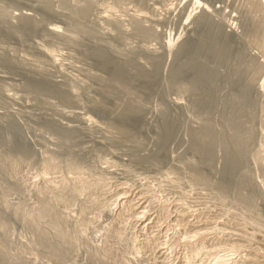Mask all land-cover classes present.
<instances>
[{
    "label": "rangeland",
    "instance_id": "obj_1",
    "mask_svg": "<svg viewBox=\"0 0 264 264\" xmlns=\"http://www.w3.org/2000/svg\"><path fill=\"white\" fill-rule=\"evenodd\" d=\"M45 3L47 4V2H45V1L43 2L42 0H0V7L7 8V10L9 11V15L11 17V18L9 17L10 21L12 20V24L17 25L18 24V18L21 15H28L42 25V26L40 25L41 31H40V29H38L37 31H34L33 35L31 34L32 37L30 35L29 36L27 35V37L19 36V37H17L19 39H15L16 37H14V39H11L10 41H9L10 38L9 39H7V38L2 39V37H0L1 38L0 39V56L6 57V54H9V55H7V58H9L11 56L9 59L12 60V57H13V59H15V61L13 60L14 63L17 61L16 65L14 63H13V65H5L0 61V71H1L0 76L2 75L0 77V171L1 172L5 171L2 173L0 172V257L3 256L5 258V260L10 261L11 264H141V263L142 264H147V263L148 264H181V263L185 264L184 263L185 256L187 254H190L191 251L194 250V247H195V246H192V247L181 246V241L185 237L184 236L186 234L185 232H187L188 228L190 229V227H191L190 225H192V224L196 225L202 221L199 224L206 223L207 225H210L209 228L211 227L213 229L214 226H212L210 224L211 221L212 222L220 221V220L226 221L227 216L225 215V217H224L219 212L220 209L217 206L218 204L216 205V202L213 200L212 197L209 198L212 195H208V193H206L203 186L198 185V184L196 185L195 183L191 182V180H188V177H187L188 173L185 171L186 167L183 164V162H185L184 161L185 158H186V160L192 158L191 153H189V155H191V157H189V156L186 157V155H188V151L190 152V149L188 150V148H190L188 144H190V142H191L190 133H191L192 129L194 130V129H196L197 126H200L199 124H200V122H202L201 119L203 120V117H202L203 114L200 111L195 110L193 97H192L190 92L185 91L184 92L185 95H184V93H179L177 91L175 92V89L172 87L171 82L169 83V80H170L169 78L171 77L170 76L171 72H172L174 66H177L176 63L179 65V64H182L186 60L185 55H181V57H180L178 54L180 46L188 40H197L199 37H201V35L204 32L205 21H204L203 17H201L202 15H204L203 13H207L211 17L212 21L215 22L216 25H219L223 29L224 34L227 36V38H229L228 40L231 43L229 57L226 61L221 60L220 57L214 53H212V54H201L200 53V55L197 54L199 59L202 61V64L204 67H206L209 70H216L220 74L219 75L220 78L218 79V81H219L218 84H220V86L221 85L222 86L221 87L219 86L218 91H220V92H217L216 103H215L214 109L212 110V113H211V118H214V116H215V120L214 119L213 120H214L215 126L217 124L216 128L218 130H220L221 127H223L225 125V119L223 118V116L225 115L224 113L227 110V108L224 107V106H226V102L229 99H231L233 95L236 96L239 93L238 92L239 89H237L238 86L235 87V85L227 83L226 80L233 78V77L234 78L236 77L235 81L238 79L237 76H232V74L235 73V70L238 67V65H237L238 61L237 60H238L239 56H241V55L244 56V54H246L245 55L246 57H244L243 65H244V67H246V66L247 67L245 68L244 72L242 73L241 79H242V81L251 80V82H252V88H253L252 93L253 94L251 95L252 96L251 101H252V103L254 102V105H253L254 107H253V111H252L253 117L251 118V120L249 121L248 118L246 120L243 118L242 122H244L245 125H247L250 128V130L252 131V135L254 137L252 136L253 138L251 140V144H250L249 151H248L247 165H245L244 170L245 171L248 170V171H246V173L252 179L253 184L258 186L257 190H259L261 192L262 196L260 195V197L258 199H256V203H254L252 205H248L246 203L242 204L241 202H238L236 194L230 193L229 195H227V194L221 195L217 191L213 192V193L217 194L216 196H218V197L220 195V196H224L228 199V200L225 199L224 204H225V207L232 209L230 211H233L236 213L238 211H240V212L245 213L246 211H244V210H247L248 212H246L243 215L245 219L249 218L250 216L254 217V214L255 215L258 214L257 216H260L261 218L264 216L263 215L264 214V198H263L264 197V166H263L264 165V160H263L264 159V28H262V29L260 28L257 31V33H255L253 31L254 28H258V27H261L264 25V0H48V3H49L48 8H50V9L47 8L48 4L46 5ZM43 6H45L46 9H44L45 7H43ZM87 6H89V10H90L89 12H87L88 13V15L86 14L87 16L85 15V16L81 17V16H79V14H76L77 9L79 10V8L81 9V7L84 8ZM105 6H107L108 8ZM127 7H129L130 9H128ZM110 10H112L114 13L113 12L111 13ZM124 10H126V11H124ZM128 10H130V11H128ZM173 10H174V13H173ZM203 10H204V12H203ZM46 12H47V14H45ZM108 13L110 16L108 15ZM142 13H144V14H142ZM160 13H162V15ZM48 14H50V15H48ZM72 14H73V18L76 21H78L81 26L84 25L83 26L84 28L87 27V29L90 28V30L92 29V31L95 30L94 32L96 34H98V32H99V34L100 33L106 34V32H107V40L108 41L105 38H102V34H100V35L98 34V38L101 37L102 41L100 40L101 38L94 39V41L96 40V42H94L93 39H89V41H85L88 39H84L83 37H81V41H85L87 43L88 48L85 47L86 43L82 42L83 48L81 46V48L79 47V49H80L79 50L78 48H75L71 45L65 44L62 39H58V40L60 42H63L64 45L62 43H59V41H57V40H55V42H54V40L53 39L51 40V38L48 35H45L46 37H48V39L44 36L43 28H41L43 26H44V28H45V26L48 28H55L61 34H63L65 31L69 32V30H68L69 27L67 25L68 22H66V21L70 20V17H72ZM102 14H103V16H102ZM140 14H142V15H140ZM137 15H139V16H137ZM143 15L145 17L144 18L145 23H142L143 25H141L140 23L143 22V20H141L143 18ZM114 17H116V18H114ZM134 17L136 19L141 17V19L139 18L141 21L138 19L140 21V23L138 20H135ZM112 18H114V19H112ZM133 18H134V21H138V23L141 25L142 29H144V30L148 29V31L151 30L152 34L154 33L153 35L157 36V37L152 38V39H154V43H152L153 40L151 41V39H149L148 41H142V39L144 40V38H142L138 33H136L137 31L135 29V24H133V22H132ZM150 18H153V19H150ZM111 19L113 20V22L114 21L115 22L113 23ZM129 20H130V22H129ZM103 21H106V22H103ZM110 21L112 22V24ZM146 21L150 22L151 24H149ZM154 22L156 24H154ZM161 22H163V23H161ZM116 23H118V25L120 27ZM131 23H132V25H131ZM133 25H134V27H132ZM66 27H68V28H66ZM118 27H119V29H118ZM129 29H130V31H129ZM123 32H126L130 36L129 35L127 36L126 33H124L125 35H123ZM64 34L70 35V33H66V32ZM108 34H109V36H111V38L108 37ZM137 34L139 36L136 37ZM114 35H115V38H114L115 41L112 39L114 37ZM122 35L124 38L122 37ZM188 36L191 37L192 39H187L186 37H188ZM28 37H29V39H28ZM103 37H106V35ZM138 37L143 43L140 42L139 39H137ZM21 38H25V39L27 38L28 39L26 42V43L29 42L27 44L28 46L25 43L26 40H22L21 42L20 41L16 42V40H20ZM131 38L133 40H131ZM2 40H3V42L1 43ZM5 40L8 44L5 42ZM48 40H50V42ZM145 40H147V39H145ZM51 41H53L54 44H53V42L51 43ZM135 41H136V43H135ZM14 42H16V43L14 44ZM19 42H20V44H18ZM89 42L90 43L94 42L96 45H100L99 43H102L103 47H106L108 50L110 49L109 52L111 53L110 56L112 58L119 60V59H121V57H123L120 61H125L127 58H129V60L132 59V61H134L133 63L134 64L136 63L135 65L141 66L147 71H151V69L153 68L152 67L150 70L147 69V66L150 65L147 63H152L151 59H150L151 56L154 57L155 59L157 58V61H158L159 66H160L159 71L160 70L161 71L160 72L157 71V74L159 75L158 77H157V75H155V78L153 77L151 79L152 81L154 80V82H156L157 85L155 83V86H154L153 83H151V80H150V83L147 82L145 84L143 82H139L138 80H136L137 81V82L135 81L136 85L133 83V85H135V87L132 85L136 91H137V89L139 91L138 87H140V93L142 92V94H143V92H144L143 95L138 93L141 95V96L139 95V97L141 99H143L141 101L142 103H143V101H145L144 99H146V98H147L146 102L149 101L148 102L149 105L148 104L146 105V103H143V105L145 104V106H144L145 108L143 107L144 111L148 110L150 112L151 110H153L150 113L144 112L145 113L144 117L146 114H147L146 116L148 117L147 118L148 120L145 117L146 121H144V124L146 123L148 129L146 128V125H145V127H144L145 129H143L144 131L142 133H143V137L147 138L148 140L145 139L146 140L145 147H143V149L141 150L142 152H144V155H141L143 153L141 151H138L139 153L140 152L141 153L139 154L137 152L138 154H136V156L140 157V158L142 156V158H143V157H148L151 154H154V152L152 153L150 151L151 150L155 151V149H156L155 146L158 144V136L156 135L158 133L156 132L157 131L156 129L159 126L158 124H160V121L162 119V116H161L162 114L160 115L158 111L162 112V110L160 109V106L162 105L161 108L164 107L165 106L164 104L166 103L164 100H166V101L168 100L167 102H170V103L169 104L166 103V104L169 107H167V106L166 107L169 108L168 109L169 114L173 113V114H170V117L174 116V113L176 111L177 112L179 111L178 114H177V112L175 113V115L176 114L177 115L174 116L173 118L177 121V123L178 122L180 123L179 125H177L178 131L180 133L178 134L176 132L179 136L176 134L175 136L177 138L174 137L176 139H173V136L175 134V132H174L172 138L169 140L171 142V144L172 143L173 144L172 145L167 144L170 146V148L168 146L166 147V148H168L166 150H168L169 152L167 151L166 156H168V158L165 159V161L168 160L167 161L168 163L164 161L165 163L163 165V167L167 166L166 170L163 169L162 164L159 165L164 172L163 171L161 172L160 167L155 168L157 166H153L150 164L148 165L146 163L144 164L142 162L139 163V160L135 161L136 151L134 148L132 149V147H130L126 144H120V146L118 147V145H116L114 142H111V140L114 141L116 139V137H114V136L119 137L118 135H116L117 133L115 134L113 132L112 133L113 135H112L111 132H109V133H108V131H107V133L104 132V131L108 130V128H106V126H108V125L110 126L111 118L113 117L115 119L116 114L106 118V116H104L98 112L93 111L91 108V104H92L91 102H93L94 100L95 101H97V100L102 101L103 100V98L99 94V90H98L99 86L97 85L98 84L97 80L100 77L97 78V75L98 76L101 75V77H103V76L107 77L108 73L106 71L100 69L99 66L97 65V63L95 62V60L93 61V60H91V57L89 58V55L87 53L90 51V49L93 47V45L95 46V44L92 45ZM125 42H127L128 44ZM129 42L131 43V45ZM181 42H183V43L181 44ZM109 43H111V44L109 45ZM132 43H133V45H132ZM3 44L4 45L7 44L6 47H4ZM16 44H18L19 46ZM102 44H101V46H102ZM125 44H126V46H125ZM139 44H141V45H139ZM21 45H25L26 47H24V46L22 47ZM16 46H17V48L19 47L18 51L15 50ZM69 46H71V47L69 48ZM107 46H112V47H107ZM135 46H137L138 50H136L137 48ZM231 46H232V48H231ZM1 47H4V48L2 49ZM219 47H221V44H220V40L218 39V46L216 45V48L218 49ZM73 48H75L76 50ZM5 49H7V50H5ZM127 49L128 50L131 49V50L127 51L128 53H125L123 55V53L126 52L125 50H127ZM231 49H232V51H231ZM135 50L137 51L136 53H134ZM147 50H149V51H147ZM46 51H47V53H46ZM53 51H55V52H53ZM115 51L116 52L119 51L120 53L122 52V54H119V52H118V54H115L116 53ZM146 51L149 52L150 55ZM1 52L2 53L4 52L3 55H1L2 54ZM43 52H45L46 55L50 53L49 55H47L48 58L46 57L45 54L44 55L46 58H44ZM83 52H85V53H83ZM113 52H114V54H113ZM151 52L153 54H151ZM4 54H5V56H4ZM18 54H19V56H17ZM51 54L53 57H51ZM232 54L235 55L234 56L235 59L233 58ZM66 55H67V58H66ZM113 55H115V56H113ZM132 55H133V57L130 58V56H132ZM49 56L51 59L50 61H49ZM137 56H138V58H137ZM23 57L26 59H24ZM85 57H87V58H85ZM144 57L149 58V59H144ZM52 58H53V63L51 62ZM22 59H24V60H22ZM230 59H231V61H230ZM25 60H26V62H25ZM41 60L44 62H42ZM148 60L150 62H148ZM180 60L181 61L184 60V61L181 63ZM28 61H31V62H28ZM24 62H25V64H24ZM23 64H24V66H23ZM35 65H36V67H35ZM151 65L148 68H150ZM21 66H23V67H21ZM80 66H82V67H80ZM45 68H47V70L49 69V71L46 70L47 73H41L42 72L41 70L44 71ZM62 68H63V70H62ZM65 71H66V73H65ZM76 71H78V72H76ZM51 74H52V76H51ZM228 74L231 76H229ZM36 75H38V77ZM54 75H56V77ZM106 77H103V78H106ZM227 77H229V78H227ZM26 78L27 79L32 78L33 80H38V78H39V80H42V79L48 80L49 79V81H52V83L54 80L57 83V88L59 87L58 89H60V92L62 94H64L63 92H65V94L67 93V95L73 94V95H71L73 97V100H75L74 94H76V96L81 94V95H79L80 98L76 97L78 99L75 101L72 100L71 104H70V102L63 103V101L60 99L59 96L57 97L55 95H50V94H46V93H44V94L43 93H40V94L34 93L33 91L27 90V88L24 87ZM72 78H73V80H72ZM156 79H158L159 81ZM181 79L182 80L179 79V83L182 81L181 83H183L184 86L187 87L188 86V84L186 82L187 78L184 77ZM220 81L223 82V84ZM55 82L53 83L54 85L56 84ZM63 83H64V85H63ZM73 83H77V84H75V86L76 85L79 86L78 87L79 90L77 87L73 86L74 85ZM150 84H151V86H150ZM65 85H67V86L65 87ZM83 85H85L84 88H86V86H87V88L90 90L87 89V91H86V89L83 88ZM71 86H72V88H70ZM224 86H226V87H224ZM80 87L82 89H80ZM227 87H229V88H227ZM68 88H70V89H68ZM141 88H143L145 91H147V93H145V91H143V89H141ZM146 88H148V89H146ZM221 88H223L222 91H221ZM66 90H67V92H66ZM70 90H71V92H70ZM88 91L90 92L89 95H88ZM149 91H150V93H149ZM151 91H153L155 93L152 92V95H150ZM79 92H82V93L85 92V94L87 93V96L84 95V93L82 94ZM232 92H234L235 94ZM161 93H164V94L162 95ZM219 93H221V94H219ZM145 94H148V96ZM179 94H180V96L182 95L183 97L182 96L180 97ZM230 95H231V97H230ZM91 96L94 98H92ZM96 96H97V100L95 98ZM162 96H163L164 100H162V104L160 106L157 105V106H159V108H158L156 106V102L158 100V102L160 104L161 99H159V98H162ZM177 96L180 99H178ZM9 97H10V99H8ZM15 97L17 100L15 99ZM84 97H86V98H84ZM90 97H91V100H90ZM118 101H120V100H118ZM118 101L115 102V105H113V102L111 103V105H109V106H111L112 110L116 109V108L118 109V107H119L118 105H120L118 103L122 102V101H120V102H118ZM163 102H165V103L163 104ZM48 104H50V105H48ZM173 105H174V107H173ZM45 106H46V108H45ZM112 106H114L116 108H114ZM146 106H148V108H150V109H148ZM149 106H152V107H149ZM155 107H157V108L155 109ZM179 107L182 109H180ZM117 109L114 111L118 112ZM174 110H175V112H173ZM221 110L222 111L224 110L225 112L223 111L224 112L223 113V112H221ZM79 112H80V114L81 113L87 114V115L90 114L91 117L93 116L92 118L96 121V123H95L96 125H91L89 127L90 131L92 129V132H90L88 128L84 127L83 124H80V121H78V119H76L77 116L75 118L74 115L79 114ZM41 113H44V115ZM39 114L41 115V117ZM158 114L161 116L160 117L161 119H159V116H157ZM49 117L51 119H49ZM114 119H112V120H114ZM154 119H156L157 121ZM108 120H110V121H108ZM153 120H154V122H153ZM186 120H187V122H186ZM97 121L99 124L97 123ZM157 122H159L157 124L158 126L156 125ZM192 122H193V124H192ZM51 123H52V125L56 124L58 126L59 125H61V126H63V125L67 126L68 125L70 128H73L72 126H74L76 129L81 128L83 126L85 129H88V131L86 130L88 133H86V131H84L85 129L82 127L81 129H84L83 130L84 135L81 136L82 138L81 137L76 138L77 142H76V140H74L75 141V142L73 141L74 144H73V142H68L66 144L65 142H63V140L61 139V136H59L60 134H58L57 131H53L52 129H50L48 127V125H51ZM154 123L156 126L155 125L153 126ZM78 125H79V127H78ZM180 125H182V126L179 127ZM92 126H93V128H92ZM95 126H97V127H95ZM219 126H220V128H219ZM99 127H102V130L104 133L101 131V128L99 129ZM151 127L152 128L155 127V129H152ZM75 128H73V129H75ZM93 129L96 131L94 132ZM146 129H147V131H146ZM153 130H155V132ZM99 131H101V132H99ZM109 131H111V130H109ZM152 131L154 132L153 135L155 134L157 137L153 136V137L149 138L150 136H152ZM175 131H177V128ZM105 135H106V137H104ZM108 136H109V138H108ZM112 136H113V138L110 139ZM181 136L183 137V139ZM106 138H108V139H106ZM103 140H104V142H103ZM107 140H109L110 142L109 141L107 142ZM155 140H157V141H155ZM169 141H168V143H169ZM175 141H177L176 142L177 144L175 143ZM179 141H182V142H179ZM8 142H9V144H8ZM103 143H104V145H103ZM146 143H148V145H146ZM180 143H181V146H180ZM150 144H151V146H149ZM126 146H128V147H126ZM146 146H147L148 150H146ZM152 146H153L154 150L149 149L150 147L152 148ZM171 146L175 147V149L174 148L172 149ZM128 148L131 150L130 154H129ZM176 148H177V150H176ZM157 149H158V147H157ZM157 149H156V151H157ZM22 151L25 153L22 154L21 153ZM109 151H111V152H109ZM112 151L115 154H113ZM175 151H176V153H173ZM168 153H171V155H174V157L171 155H168ZM184 153L185 154L187 153V154L184 156ZM217 153L221 154L222 150L218 149L216 154ZM110 154H111V156H110ZM218 154L216 156V159H218V160L215 161L217 167L213 166V168L214 167L215 168H214V170L212 169V171H213V172L211 171L212 173L210 172L212 176H214L216 174L214 176L216 179L213 177L215 180H219L220 177H218V176H221V175H218V174H220V172L222 170L221 169L222 165L221 166H219V165L224 163V159L222 158L223 153L220 156H218ZM9 155L12 157H10ZM16 155H19V156H17L18 158L15 157ZM65 155L66 156L68 155V156L65 158ZM70 155H73V156H70ZM181 155L183 157H181ZM258 155H259V157H258ZM75 156H76V158H75ZM130 156L133 160L130 158ZM170 156H171V159H169ZM260 156L263 158H261ZM220 157H221V159H220ZM48 158H50V160ZM51 158H53V159H51ZM103 158H104V160H103ZM258 158H259V160H258ZM68 159H69V161H68ZM181 159H183L182 162H181ZM74 160H75V162L76 161L77 162L80 161V162L78 164H76L77 162L75 163ZM94 161H96V162L94 163ZM112 161H113V163H111ZM137 161H138V163H137ZM218 161H220L221 163ZM91 162L93 163V165ZM169 162H170V164H169ZM215 163H214V165H215ZM113 164L115 166H112ZM165 164H166V166H165ZM44 166H45V168H44ZM123 166H124V168H123ZM172 166L177 167L178 169L181 170L180 171L181 174L179 172V174L181 176L185 172L184 177L186 176L187 178H184L183 176L180 178V180L183 182H181L180 180H173L172 179L174 176L176 177V174H174V170H173L174 167L171 169L172 173H170V170H168ZM96 167H97V169L95 170ZM3 168H4V170H3ZM158 169H160V172H158L159 171ZM178 169L175 168V171L176 170L179 171ZM219 170H220V172H219ZM43 171H44V173H43ZM63 171H65V172H63ZM105 171L108 175L105 173ZM115 171L117 173H114ZM182 171H184L183 174H182ZM3 173H5L6 175L4 176ZM41 173H43L44 175ZM160 173H161V175H159ZM207 173H209V171H207ZM48 174H49V176H48ZM78 176L82 177V178L80 177L82 182H80V181L77 182L75 180V178H79ZM145 176H146V178H143ZM165 176L166 177L168 176L169 179L167 180ZM123 177H124V179H123ZM175 177H174V179H175ZM93 178L97 179V180H94ZM121 178H122V180H121ZM163 178H165V179H163ZM182 178H184V179H182ZM85 179H86V181H85ZM115 179H117V180H115ZM62 180H64V181L62 182ZM91 180H92V182H91ZM172 180L177 181V182H173L174 183L173 184ZM54 181L56 182V184ZM58 181H60V182L58 183ZM102 181H103V183H102ZM111 181H114V182H111ZM127 182H128V184L131 183L132 185L129 184L130 185L129 186L127 184ZM153 182H154V184H153ZM178 182H180L181 184L180 183L178 184ZM61 183L63 185L65 184V186L63 187V185ZM67 183H68V185H67ZM169 183H171L172 186L169 185ZM175 183H177V184H175ZM76 184H79L80 186L79 185L77 186ZM81 184L83 185L82 187H81ZM28 186H29V188H28ZM53 186L55 188L57 187L56 190L54 189ZM161 186H162V188H161ZM177 186H178V188H177ZM59 188L61 190H59ZM111 189H113V190H111ZM131 189H133V190H131ZM170 189H171V191H170ZM177 189H178V191H177ZM30 190H33V191H30ZM182 190L184 191V193ZM121 193L124 195H122ZM200 193H201V195H200ZM244 193L249 194L248 191H246ZM191 194H192V196H191ZM121 195H122V198H118V197H121ZM187 195H188V197H187ZM116 196H118V197H116ZM154 196H156V197H154ZM94 197H96V198H94ZM168 197L171 199H169ZM197 197L198 198L200 197L199 200L197 199ZM203 197H206V198H203ZM229 198H230V200H229ZM256 198H257V196H256ZM97 199L99 200L100 203L97 201ZM146 200L149 201V204ZM185 200H187V201H185ZM206 200H208V201H206ZM232 200H234V201L232 202ZM142 201L144 204H142ZM197 201L199 202V204ZM226 201H228V202H226ZM95 202H96V204H95ZM124 202H125V204L123 205ZM151 202H153V203H151ZM170 202H172V203H170ZM212 202H214V203H212ZM231 202H232V204H231ZM12 203H14V204H12ZM52 203H53V205H52ZM100 204H101V206H100ZM139 204H141V205H139ZM146 204H147V207H146ZM155 204H156V206H155ZM175 204H177V205H175ZM11 205H12L13 209H10ZM13 205H15V207ZM44 205H47L52 212L59 213L62 216L61 218H64V220H66L67 226L66 227L65 226L64 227H58V228H53V227L48 228V230H46L47 233L43 232L44 227H41V230H40V233L38 236L37 234H35L33 231H30L26 227L25 219L30 216L29 214H31L32 212L36 211L37 209L41 208ZM137 205H138V208H137ZM236 205L240 206L241 209H240V207H238ZM109 206L110 207L112 206V207L110 208ZM114 206H117V207H114ZM140 206L141 207L145 206L146 212L149 210L147 212V214L149 216L147 215V217L144 218L145 221L141 218L140 219L137 218L139 221L136 219L135 214L137 216H139L137 210H139ZM153 206H155V207H153ZM164 206H167V207H164ZM188 206H190L191 209ZM257 206H258V210H257ZM100 207L102 209H105L106 211L105 210L102 211ZM157 207H158V209H157ZM203 207L206 211H204ZM215 207H217V208H215ZM250 209H252V210H250ZM188 210H190V212ZM191 210L193 213L191 212ZM255 210H257V211H255ZM12 211H13V213H12ZM99 211L103 214L99 213ZM123 212H124V214H123ZM126 212L129 214H127ZM181 213L183 216L181 215ZM210 213H212V214H210ZM252 213H253V215H252ZM219 215H221L223 218ZM107 216H109L110 218L109 217L107 218ZM49 217H51V216H47L46 219L50 221V219H52V218L49 219ZM148 217L152 220H150ZM2 218L4 221H1ZM104 219H105V221H102ZM249 219H254V218L251 217ZM148 222L149 223L151 222V223L149 224ZM146 223H148V224H146ZM185 224H186V226H185ZM106 226H107V228H106ZM214 228H216V227H214ZM257 228L259 229V231L264 229V220H262L261 223L257 224ZM207 229H208V227H207ZM175 230H177V231H175ZM100 232L102 233V235ZM211 235L209 236V238L207 240H205L207 243L205 242L206 244H205L204 253L203 252L202 253L197 252L198 256L200 254L201 255L199 256V258L196 257L195 258L196 260H193V263L191 262L189 264H210V263L214 264L212 258H213V256H218L219 254H220L219 256H222V254H223V256H222L223 258L228 256L227 257V259H228L230 257L231 261L229 258L228 260H226V262H227V264L228 263L232 264V261L241 260L242 256H244L246 254L245 252H243L242 249L238 250L237 252L232 251L230 249L231 243H230L229 247H227V245H229V243L228 244L224 243L226 246L224 244H219L220 242L218 240H216V235L215 234H211ZM5 236H6V238H5ZM227 238L229 239V237H227ZM40 240L43 243L49 244L51 246V252L40 250L41 249L40 245H39ZM168 240H169V242H168ZM121 241H122V243H121ZM202 242H204V241H201V243ZM214 242L215 243L217 242V243L215 244ZM201 243L199 242L198 244H201ZM251 244H252V248L251 247L248 248V249H250L249 252H251V249H253V250L255 249V247H253L254 246L253 243H251ZM216 245H218V246H216ZM223 247H224V249H223ZM226 247H227V250H225ZM259 247L261 249L262 248L264 249V244H262V245L260 244ZM213 248L214 249L216 248V249L214 250ZM218 248H220L221 251H219ZM207 250H208V252H207ZM211 250H214V251H211ZM216 250H218V251L216 252ZM223 250H225V251H223ZM254 251H256V250H254ZM212 252L213 253L215 252L217 254L214 255ZM134 253H135V255H134ZM207 253H210L211 255L208 256V255H206ZM228 253H230V254H228ZM192 254L195 255V251L192 252ZM224 254H226V256ZM232 254H233V256H232ZM251 256L253 257V255H246V257H248V258H250ZM137 260H138V262H137ZM244 264H246V262Z\"/></svg>",
    "mask_w": 264,
    "mask_h": 264
},
{
    "label": "bare ground",
    "instance_id": "obj_2",
    "mask_svg": "<svg viewBox=\"0 0 264 264\" xmlns=\"http://www.w3.org/2000/svg\"><path fill=\"white\" fill-rule=\"evenodd\" d=\"M43 2L45 1V2H47V8L49 7V3H48V0H42ZM87 4V3H86ZM85 4V5H86ZM100 4V3H99ZM45 5V6H46ZM90 5V4H89ZM45 6H43V7H45ZM91 6V5H90ZM169 6V5H168ZM98 7V6H97ZM105 7H107V6H105ZM92 8V7H91ZM94 8V7H93ZM108 8V7H107ZM128 9H130L129 7H127ZM171 8V7H170ZM173 8V7H172ZM44 9H46V7L44 8ZM48 9H50V8H48ZM47 9V10H48ZM167 9V8H166ZM132 10V9H131ZM169 10V9H168ZM207 10V9H206ZM205 10V11H206ZM49 11V10H48ZM47 11V12H48ZM90 10H89V6H87V7H84V8H82L81 7V9L79 8V10L77 9L76 10V14H79V16H81V17H83V16H85L86 14L88 15V13L87 12H89ZM111 11V13L113 12L112 10H110ZM124 11H126V10H124ZM128 11H130V10H128ZM156 11V10H155ZM171 11V10H170ZM176 11V10H175ZM208 11V10H207ZM47 12L45 13V14H47ZM117 12V11H116ZM122 12V11H121ZM136 12V11H135ZM134 12V13H135ZM203 12H204V10H203ZM49 13V12H48ZM99 13V12H98ZM105 13V12H104ZM107 13V12H106ZM114 13V12H113ZM141 13V12H140ZM156 13V12H155ZM173 13H174V10H173ZM117 14V13H116ZM122 14V13H121ZM142 14H144V13H142ZM142 14H140V15H142ZM147 14V13H146ZM145 14V15H146ZM149 14V13H148ZM161 15H162V13H160ZM204 15H202L201 17H203V19H204V21H205V28H204V32H203V34L201 35V37H199L197 40H188V41H186V42H181V46H180V49H179V52H178V54H179V56L181 57V55H185L186 56V60L183 62V61H181V63L182 64H177L176 63V65L177 66H174V68H173V70H172V72H171V77L168 79L169 80V83L171 82V85H172V87L175 89V92L177 91V92H179V93H184L185 91L187 92H190L191 93V95H192V97H193V102H194V108H195V110H198V111H200L203 115H202V117H203V120L201 119V121L202 122H200V126H197L196 127V129H192V131H191V133H190V136H191V142H190V144H188L189 145V147L190 148H188V150L190 149V152L188 151V155H186L185 153H184V156L186 155V157L187 156H189V157H191V155H189V153H191L192 154V158L191 159H187L186 160V158L184 159V161L185 162H183V164L185 165V167H186V172L188 173H186L187 174V177H188V180H191V182H193V183H195L196 185L198 184V185H201V186H203V188L205 189V191H206V193H208V195H212V196H208L209 198H213V200L216 202V205L219 207V209H220V213L225 217V215L227 216L226 217V221L225 220H220V221H214V222H210V224L212 225V226H214V227H216V228H214L213 227V229L211 228H209V226L210 225H207L206 223H204V224H199V223H201V222H199L198 224H192V225H190L191 227H190V229L188 228V230H187V232H185L186 234L184 235L185 237L182 239V241H181V246H183V247H192V246H195L194 247V250H192L191 251V253L190 254H187L186 256H185V260H184V263L185 264H189V263H193V260H196L195 258L196 257H198L199 258V256L201 255H197V252L199 253V252H203L204 253V250H205V244L207 243L205 240H207L208 238H209V236L211 235V234H215L216 235V240H218L220 243L219 244H224V243H226V244H228L229 243V245H227V247H229L230 246V243H231V247H230V249L232 250V251H238V250H240V249H242L243 250V252H245L246 254L244 255V256H242V258H241V260H236V261H232V264H244L245 262H246V264H264V249L262 248H260L259 247V245L261 244H264V229H262L261 231H259V229L257 228V224H259V223H261V221L262 220H264L263 218H264V214L262 215L263 217L261 218L260 216H257V215H255L254 214V217L253 216H250L249 218H254V219H249V218H247V219H245L244 218V214L246 213V212H248L247 210H244V211H246L245 213L244 212H240V211H238L237 213L236 212H233V211H230V210H232V209H229V208H227V207H225V204H224V201H225V199H227L226 197H224V196H220L219 195V197L218 196H216L217 194H215V193H213V192H219V194H221V195H224V194H227V195H229L230 193L231 194H236L237 195V201L238 202H241L242 204H248V205H252V204H254V203H256V199H258L259 197H260V195H261V192L259 191V190H257V188H258V186H256V185H254L253 184V181H252V179L249 177V175L246 173V171H248V170H244V167H245V165H247V157H248V151H249V147H250V144H251V140H252V138L254 137L253 135H252V131L250 130V128L247 126V125H245V123L244 122H242V119L244 118L245 120L248 118L249 119V121L251 120V118L253 117V114H252V111H253V105H254V102L252 103V101H251V95L253 94L252 92H253V88H252V82H251V80H249V81H242V73L244 72V70H245V68L247 67L246 65V67H244V65H243V61H244V57H246L245 55L246 54H244V56L243 55H241V56H239V58H238V67L236 68V70H235V73L234 74H232V76H237V80L235 81V79H236V77L233 79V78H230V79H227L226 80V82L227 83H230V84H232V85H235V87H237L238 86V88L237 89H239V93H238V95H236V96H232V98L231 99H229L227 102H226V106H224V107H226L227 108V110H226V112L224 113L222 110H221V112H223L225 115L223 116V118L225 119V125L223 126V127H221V129L220 130H218L216 127H217V124H216V126H215V123H214V120H215V116H214V118H211V113H212V110L214 109V105H215V103H216V98H217V92H220V91H218L219 90V86H220V84H218V79L220 78L219 77V73L216 71V70H209V69H207L206 67H204L203 66V64H202V61L199 59V57H198V55L197 54H199L200 55V53L201 54H212V53H214V54H217L219 57H220V59L221 60H227L228 59V57H229V53H230V45H231V43H230V41L228 40L229 38H227V36L224 34V31H223V29L219 26V25H216L215 24V22H213L212 21V19H211V17L207 14V13H203ZM48 15H50V14H48ZM86 15V16H87ZM101 15V14H100ZM108 15H109V13H108ZM119 15V14H118ZM127 15V14H126ZM133 15V14H132ZM136 15V14H135ZM150 15V14H149ZM155 15V14H154ZM102 16H103V14H102ZM101 16V17H102ZM106 16V15H105ZM110 16V15H109ZM108 16V17H109ZM114 16V15H113ZM124 16V15H123ZM129 16V15H128ZM137 16H139V15H137ZM10 15H9V11L7 10V8H5V7H0V37H2V39L3 38H7V39H9V41L11 40V39H14V37H16L15 39H19V38H17V37H19V36H21V37H27V35L29 36H31V34L33 35V32L34 31H37L38 29H40V23L39 22H37L35 19H33L32 17H30V16H28V15H21L19 18H18V24L16 25H14V24H12V20L10 21ZM100 17V16H99ZM148 17V16H147ZM106 18V17H105ZM114 18H116V17H114ZM114 18H112V19H114ZM122 18V17H121ZM135 18V17H134ZM134 18H133V20H132V22H133V24H135V29H136V33H138L142 38H144V40L142 39V41H148L149 39H151V41L153 40V42L152 43H154V39H152V38H154V37H157L156 35L154 36L153 34H152V31L151 30H149L148 31V29H142L141 28V25H143L142 23H145L144 22V15H143V18L141 19V17H139L141 20H143V22H141L140 23V21L138 20V19H136L135 18V20H138L139 21V23L141 24H139L138 23V21H134ZM111 19V20H112ZM150 19H153V18H150ZM149 19V20H150ZM164 19V18H163ZM63 20V19H62ZM100 20V19H99ZM127 20V19H126ZM155 20V19H154ZM160 20V19H159ZM65 21V20H64ZM128 21V20H127ZM152 21V20H151ZM157 21V20H156ZM163 21V20H162ZM66 22H68V27L71 29H69L68 27H66V28H68V30H69V32H67V31H65L66 33H70V35H66V34H61V33H59V31L57 30V29H55V28H48V27H46L45 26V28H44V26L43 27H41V28H43V34H44V36L45 35H48L50 38H51V40L53 39L54 40V42H55V40H57V41H59L58 39H62L63 41H64V43L65 44H67V45H71V46H73V47H75V48H78L79 49V47L81 48V46H82V42H85V41H89V39H93V41H94V39H99V38H101V37H99L98 38V34H99V32H98V34H96L94 31L95 30H93L92 31V29L90 30V28L89 29H87V27L86 28H84L83 26H81L80 25V23L78 22V21H76L74 18H73V14H72V17H70V20L69 21H66ZM103 22H106V21H103ZM111 22V21H110ZM112 22H113V20H112ZM112 22H111V24H112ZM115 22V21H114ZM113 22V23H114ZM117 22V21H116ZM129 22H130V20H129ZM146 22H148V21H146ZM149 24H151L150 22H148ZM159 23V22H158ZM161 23H163V22H161ZM99 24V23H98ZM117 25H118V23H116ZM125 24V23H124ZM154 24H156L155 22H154ZM104 25V24H103ZM102 25V26H103ZM110 25V24H109ZM116 25V26H117ZM127 25V24H126ZM131 25H132V23H131ZM42 26V25H41ZM111 26V25H110ZM119 26V25H118ZM120 27V26H119ZM119 27H118V29H119ZM122 27V26H121ZM130 27V26H129ZM132 27H134V25L132 26ZM101 28V27H100ZM262 29V28H264V25L263 26H261V27H258V28H254V32L255 33H257V31L259 30V29ZM124 29V28H123ZM107 30V29H106ZM40 31H41V29H40ZM105 31V30H104ZM122 31V30H121ZM129 31H130V29H129ZM97 32V31H96ZM106 32V31H105ZM39 33V32H38ZM110 33V32H109ZM120 33V32H119ZM124 33H126V32H123V35H125ZM100 34H102V33H100ZM99 34V35H100ZM104 34V33H103ZM102 34V38H105L106 40H107V32H106V34H104L103 35ZM122 34V33H121ZM127 34V33H126ZM131 34V33H130ZM133 34V33H132ZM136 35V37L137 36H139V35ZM24 35V36H23ZM106 35V37H103V36H105ZM111 35V34H110ZM123 35H122V37H123ZM129 34H127V36H128ZM130 36V35H129ZM32 37V36H31ZM46 37V36H45ZM81 37H83L84 39H88V40H85V41H81ZM108 37H110L111 38V36H109V34H108ZM120 37V36H119ZM132 37V36H131ZM140 37V38H141ZM47 39H48V37H46ZM57 38V39H56ZM102 38L100 39L101 41H102ZM115 35H114V37L112 38L114 41H115ZM124 38V37H123ZM187 39H192L191 37H186ZM1 39V38H0ZM28 39H29V37H28ZM27 38L25 39V38H21L20 40H16V42L17 41H22V40H26L25 41V43L27 42V40H28ZM83 39V40H84ZM121 39V38H120ZM128 39V38H127ZM137 39H139V37L137 38ZM136 39V40H137ZM145 39H147V40H145ZM156 39V38H155ZM218 39L220 40V44H221V47H219L218 49L216 48V45L218 46ZM131 40H133L132 38H131ZM140 40V39H139ZM138 40V41H139ZM15 41V40H14ZM49 42H50V40H48ZM100 41V42H101ZM108 41V40H107ZM124 41V40H123ZM126 41V40H125ZM141 40H140V42H142ZM185 41V40H184ZM3 42V40L1 41V43ZM5 42H6V40H5ZM16 42H14V44L16 43ZM20 42L18 43V44H20ZM53 41H51V43H52ZM54 42H53V44H54ZM91 42V41H90ZM89 42V43H90ZM94 42H96V40L94 41ZM90 43V44H95V43ZM7 43V42H6ZM24 43V44H25ZM29 43V42H28ZM28 43H26V45L28 44ZM31 43V42H30ZM57 43V42H56ZM59 43H62L63 45H64V43L63 42H60L59 41ZM58 43V44H59ZM86 43V42H85ZM99 43V42H98ZM108 43V42H107ZM119 43V42H118ZM125 43H127V42H125ZM130 43V42H129ZM135 43H136V41H135ZM139 43V42H138ZM143 43V42H142ZM145 43V42H144ZM157 43V42H156ZM8 44V43H7ZM6 44V45H7ZM18 44H16V45H18ZM23 44V43H22ZM89 44V45H90ZM100 45H96L95 44V46L93 45V47L90 49V51L87 53L86 51V53L89 55V58L91 57V60H95V62L97 63V65L99 66V68L100 69H102V70H104V71H106L107 73H108V76L106 77V76H103V77H106V78H103V77H101V75H97V78L98 77H100V78H98V86H99V88H98V90H99V94L102 96V98H103V100L102 101H99V100H97V96L95 97L96 98V100L97 101H93V102H91L92 104H91V108H92V110L93 111H95V112H98V113H100V114H102V115H104V116H106V118L107 117H109V116H112V115H115L114 117H115V119L112 117H110L111 118V121L110 120H108V121H110V126L108 127V126H106V128H108V130H106V131H104V132H106L107 133V131H108V133L109 132H111V134L114 132L116 135H118L119 137H117V136H114V137H116V139L114 140V141H112L111 140V142H114L116 145H118V147L120 146V144H126V145H128V146H130V147H132V149L134 148L135 149V151H136V153H135V156H136V154H138L139 152L138 151H141L142 149H143V147H145V142H146V140L145 139H147V138H144L143 137V129H145L144 127H145V125H146V123L144 124V121H146L145 120V117H146V119L148 118L146 115H145V117H144V114L147 112V113H150L151 111H153V110H151L150 112L147 110V111H144V106H145V104L143 105V103H146V105L148 104L149 105V101H147L146 102V99H144L145 101H143V103L141 102L143 99H141L140 97H139V95L140 94H142V92L140 93V87H138L139 88V91H138V89H137V91L135 90V85H136V83H135V81L136 80H138L139 82H143L144 84L145 83H147V82H149L150 83V80L154 77L155 78V75H157V77L159 76L158 74H157V71L158 72H160L159 71V68H160V66H159V63H158V61H157V58L155 59L154 57H152L151 56V62L152 63H147V64H152L151 65V67L150 68H148L149 66H147V69H151L152 67V69H151V71H147V70H145L143 67H141V66H138V65H135L133 62L134 61H132V59L131 60H129V58H127L125 61H120L123 57H121V59H119V60H117V59H114V58H112L111 56H110V52H109V50L106 48V47H103V44L102 43H99ZM101 44H102V46H101ZM111 43H109V45H110ZM123 44V43H122ZM128 44V43H127ZM4 45V44H3ZM6 45H4V47H6ZM121 45V44H120ZM130 45H131V43H130ZM132 45H133V43H132ZM139 45H141V44H139ZM11 46V45H10ZM14 46V45H13ZM19 46V45H18ZM22 47L24 46V47H26L25 45H21ZM28 46V45H27ZM71 46H69V48L71 47ZM118 46V45H117ZM125 46H126V44H125ZM149 46V45H148ZM4 47H1L2 49L4 48ZM85 47H87V43H86V46ZM107 47H112V46H107ZM130 47V46H129ZM136 48H137V46H135ZM8 48V47H7ZM12 48V47H11ZM17 48V46L15 47V50H17L18 51V48ZM21 48V47H20ZM75 48H73V49H75ZM82 48H83V46H82ZM88 48V47H87ZM121 48V47H120ZM133 48V47H132ZM231 48H232V46H231ZM9 49V48H8ZM14 49V48H13ZM72 49V50H73ZM134 49V48H133ZM132 49V50H133ZM155 49V48H154ZM5 50H7V49H5ZM20 50V49H19ZM47 50V49H46ZM76 50V49H75ZM80 50V49H79ZM78 50V51H79ZM113 50V49H112ZM115 50V49H114ZM131 50V49H130ZM130 50H125L126 52H124L123 53V55L125 54V53H128L127 51H130ZM136 50H138V48L136 49ZM135 50V52L134 53H136L137 51ZM140 50V49H139ZM146 50V49H145ZM51 51V50H50ZM77 51V52H78ZM83 51V50H82ZM121 51V50H120ZM141 51V50H140ZM147 51H149V50H147ZM146 51V52H147ZM231 51H232V49H231ZM49 52V51H48ZM53 52H55V51H53ZM85 52H83V53H85ZM112 52V51H111ZM116 52V51H115ZM118 52L119 51H117L115 54H118ZM132 52V51H131ZM143 52V51H142ZM2 53V52H1ZM4 53V52H3ZM3 53L1 54V55H3ZM42 53V52H41ZM46 53H47V51H46ZM46 53L45 52H43V56H44V58H46L47 57V55H49V54H47L46 55ZM147 53H149V52H147ZM240 53V52H239ZM14 54V53H13ZM46 55V57H45V55ZM53 54V53H52ZM52 54H51V57H53L52 56ZM113 54H114V52H113ZM119 54H122V52L120 53L119 52ZM151 54H153L152 52H151ZM159 54V53H158ZM7 55H9V54H6V57H2V56H0V61L3 63V64H5V65H13V63H14V61H15V59H13V57H12V60L11 59H9V58H7ZM12 55V54H11ZM82 55V54H81ZM130 55V54H129ZM149 55H150V53H149ZM156 55V54H155ZM233 55V54H232ZM4 56H5V54H4ZM17 56H19V54L17 55ZM57 56V55H56ZM65 56V55H64ZM113 56H115V55H113ZM117 56V55H116ZM120 56V55H119ZM128 56V55H127ZM234 56L235 55H233V58H234ZM59 57V56H58ZM69 57V56H68ZM131 57H133V55L132 56H130V58ZM135 57V56H134ZM179 57V58H180ZM18 58V57H17ZM22 58V57H21ZM20 58V59H21ZM24 58V57H23ZM48 58V57H47ZM55 58V57H54ZM66 58H67V55H66ZM85 58H87V57H85ZM118 58V57H117ZM137 58H138V56H137ZM24 59H26V58H24ZM24 59H22V60H24ZM36 59V58H35ZM135 59V58H134ZM133 59V60H134ZM140 59V58H139ZM144 59H149V58H146V57H144ZM183 59V58H182ZM235 59V58H234ZM14 60V61H13ZM21 60V61H22ZM37 60V59H36ZM44 60V59H43ZM51 59H50V56H49V61H50ZM56 60V59H55ZM159 60V59H158ZM233 60V59H232ZM246 60V59H245ZM33 61V60H32ZM42 61V60H41ZM136 61V60H135ZM147 61V60H146ZM230 61H231V59H230ZM17 62V61H16ZM14 63L15 65L17 64V63ZM25 62H26V60H25ZM25 62H24V64H25ZM28 62H31V61H28ZM42 62H44V61H42ZM52 63H53V58H52V61H51ZM56 62V61H55ZM59 62V61H58ZM57 62V63H58ZM148 62H150L149 60H148ZM229 62V61H228ZM227 62V63H228ZM22 63V62H21ZM20 63V64H21ZM41 63V62H40ZM70 63V62H69ZM77 63V62H76ZM24 64H23V66H24ZM51 64V63H50ZM72 64V63H71ZM138 64V63H137ZM143 64V63H142ZM54 65V64H53ZM52 65V66H53ZM20 66V65H19ZM23 66H21V67H23ZM41 66V65H40ZM78 66V65H77ZM143 66V65H142ZM171 66V65H170ZM28 67V66H27ZM35 67H36V65H35ZM48 67V66H47ZM65 67V66H64ZM80 67H82V66H80ZM31 68V67H30ZM44 68V67H43ZM50 68V67H49ZM146 68V67H145ZM42 69V68H41ZM67 69V68H66ZM76 69V68H75ZM162 69V68H161ZM47 68H45L44 69V71L43 70H41L42 72L41 73H47V71H49V69L47 70ZM62 70H63V68H62ZM33 71V70H32ZM39 71V70H38ZM1 72V71H0ZM74 72V71H73ZM76 72H78V71H76ZM85 72V71H84ZM105 72V73H106ZM229 72V71H228ZM36 73V72H35ZM38 73V72H37ZM40 73V74H41ZM51 73V72H50ZM65 73H66V71H65ZM68 73V72H67ZM1 74V73H0ZM4 74V73H3ZM49 74V73H48ZM54 74V73H53ZM70 74V73H69ZM68 74V75H69ZM80 74V73H79ZM92 74V73H91ZM98 74V73H97ZM230 74V73H229ZM228 74V75H229ZM63 75V74H62ZM89 75V74H88ZM87 75V76H88ZM165 75V74H164ZM2 76V75H1ZM0 76V77H1ZM37 77H38V75H36ZM50 76V75H49ZM51 76H52V74H51ZM55 77H56V75H54ZM85 76V75H84ZM229 76H231V75H229ZM26 77V76H25ZM34 77V76H33ZM32 77V78H33ZM58 77V76H57ZM60 77V76H59ZM63 77V76H62ZM168 77V76H167ZM184 77H186L187 78V84H188V86L186 87V86H184V84L183 83H179V79L180 80H182L181 78H184ZM28 78V77H27ZM26 78V81H25V84H24V87H26L27 88V90H30V91H33L34 93H46V94H50V95H55V96H59L60 97V99L63 101V103H67V102H70V104H71V101L73 100V97L71 96V95H73V94H69V95H67V93L65 94V92H63L64 94H62L61 92H60V89H58L57 88V83L53 80V83L55 82L56 84L54 85L53 83H52V81H49V79L48 80H39V78H38V80H33L32 78H30V79H27ZM35 78V77H34ZM49 78V77H48ZM74 78V77H73ZM73 78H72V80H73ZM227 78H229V77H227ZM56 79V78H55ZM71 79V78H70ZM87 79V78H86ZM94 79V78H93ZM224 79V78H223ZM25 80V79H24ZM77 80V79H76ZM84 80V79H83ZM95 80V81H96ZM156 80H158V79H156ZM163 80V79H162ZM244 80V79H243ZM64 81V80H63ZM70 81V80H69ZM159 81V80H158ZM238 81V82H237ZM66 82V81H65ZM137 82V81H136ZM221 82V81H220ZM97 83V82H96ZM133 83L135 84V85H133ZM151 83H153V85L155 86V83L156 82H154V80L152 81L151 80ZM222 84H223V82H221ZM74 85L73 86H75V84H77V83H73ZM81 84V83H80ZM79 84V85H80ZM139 84V83H138ZM225 84V83H224ZM63 85H64V83H63ZM68 85V84H67ZM67 85H65V87L67 86ZM96 85V86H97ZM134 87H133V86ZM140 85V84H139ZM156 85H157V83H156ZM167 85V84H166ZM186 85V84H185ZM227 85V84H226ZM84 86L85 85H83V88H84ZM95 86V87H96ZM97 86V87H98ZM138 86V85H137ZM144 86V85H143ZM146 86V85H145ZM150 86H151V84H150ZM222 86V85H221ZM220 86V87H221ZM75 87H79V86H75ZM74 87V88H75ZM90 87V86H89ZM147 87V86H146ZM160 87V86H159ZM224 87H226V86H224ZM234 87V86H233ZM70 88H72V86L70 87ZM70 88H68V89H70ZM91 88V87H90ZM137 88V87H136ZM144 88V87H143ZM143 88H141V89H143ZM149 88V87H148ZM148 88H146V89H148ZM151 88V87H150ZM167 88V87H166ZM227 88H229V87H227ZM231 88V87H230ZM80 89H82L81 87H80ZM84 89H86V91H87V86H86V88H84ZM222 89L223 88H221V91H222ZM232 89V88H231ZM74 90V89H73ZM76 90V89H75ZM78 90H79V88H78ZM88 90H90V89H88ZM154 90V89H153ZM167 90V89H166ZM230 90V89H229ZM235 90V89H234ZM233 90V91H234ZM2 91V90H1ZM85 91V92H86ZM142 91V90H141ZM143 91H145L144 89H143ZM155 91V90H154ZM4 92V91H3ZM66 92H67V90H66ZM69 92V91H68ZM70 92H71V90H70ZM73 92V91H72ZM85 92H83L84 93V95H86L87 96V93L85 94ZM152 92L153 91H151V94L150 95H152ZM227 92V91H226ZM235 92V91H234ZM234 92H232V93H234ZM33 93V94H34ZM77 93V92H76ZM79 93H82V92H79ZM82 93V94H83ZM89 91H88V95H89ZM138 93H140V94H138ZM145 93H147V91H145ZM149 93H150V91H149ZM153 93H155V92H153ZM231 93V94H232ZM143 94H144V92H143ZM142 94V95H143ZM162 95L164 94V93H161ZM219 94H221V93H219ZM218 94V95H219ZM235 94V93H234ZM7 95V94H6ZM10 95V94H9ZM79 95H81V94H79ZM79 95H77L76 96V94H74V96H75V100H77L78 98H80L79 97ZM99 95V96H100ZM145 95H147L148 96V94H145ZM149 95V96H150ZM184 95H185V93H184ZM141 96V95H140ZM161 96V95H160ZM165 96V95H164ZM179 96H180V94H179ZM182 96V95H181ZM180 96V97H181ZM221 96V95H220ZM11 97V96H10ZM10 97L8 98V99H10ZM56 97V98H57ZM76 97H78V98H76ZM83 97V96H82ZM81 97V98H82ZM92 97V96H91ZM91 97H90V100H91ZM183 97V96H182ZM230 97H231V95H230ZM14 98V97H13ZM84 98H86V97H84ZM89 98V97H88ZM92 98H94V97H92ZM177 98H178V96H177ZM15 99H16V97H15ZM141 99V100H140ZM159 99H161L160 101H161V103L159 104V102H158V100H157V102H156V106L157 105H161L162 104V100H164V98H163V96H162V98H159ZM178 99H180V98H178ZM183 99V98H182ZM223 99V98H222ZM14 100V99H13ZM17 100V99H16ZM15 100V101H16ZM26 100V99H25ZM75 100H73V101H75ZM84 100V99H83ZM118 100H120V101H122L121 103H118V104H120V105H118L119 107H118V109L116 108V107H114V106H112V107H114V108H116L117 109V111L118 112H115L114 110H116V109H111V106H109V105H111V103L113 102V105H115V102H117ZM176 100V99H175ZM20 101V100H19ZM24 101V100H23ZM60 101V100H59ZM120 101H118V102H120ZM152 101V100H151ZM166 103H170V102H167L166 100H164ZM222 101V100H221ZM28 102V101H27ZM90 102V101H89ZM165 102H163V104L165 103ZM218 102V101H217ZM153 103V102H152ZM164 104L163 106L164 107H162L161 108V106H160V109L162 110V112H160V111H158L159 112V114L162 116V119L160 118L161 116L158 114L157 116H159V119H161V121H160V124H158L159 122H157L156 123V125L158 126L157 127V133L158 134H156L157 136H158V146L156 145L155 147H156V149H157V147H158V149H157V151H156V149H155V151H150V152H154V154H151L150 156H148V157H143L142 158V156H141V158L140 157H135L136 159H135V161L136 160H139V163L140 162H142V163H146V164H150V165H153V166H157V167H155V168H159L160 166L159 165H161L162 164V167H163V165H164V163L165 162H167L168 160H166L165 161V159H167L168 158V156H166L167 155V151L168 150H166V149H168V148H166L167 146L170 148V146L169 145H167V144H171V142L169 141L171 138H172V136H173V134H174V132H175V134H174V136H173V139H176L177 137L175 136L177 133L179 134L180 132L178 131V126L177 125H179L180 123L178 122L177 123V121L173 118L174 116H176L177 114H178V112H177V114L175 115V110L173 111V112H175L174 113V116H172V117H170V114H173V113H170L169 114V108H167V107H169V106H167V104ZM39 104V103H38ZM88 104V103H87ZM117 104V103H116ZM177 104V103H176ZM219 104V103H218ZM223 104V103H222ZM44 105V104H43ZM47 105V104H46ZM48 105H50V104H48ZM178 105V104H177ZM176 105V106H177ZM159 106H157L158 108H159ZM167 106V107H166ZM41 107V106H40ZM50 107V106H49ZM86 107V106H85ZM144 107V108H143ZM147 108H148V106H146ZM149 107H152V106H149ZM157 107H155V109L157 108ZM173 107H174V105H173ZM44 108V107H43ZM45 108H46V106H45ZM171 108V107H170ZM180 108V107H179ZM225 108V109H226ZM74 109V108H73ZM148 109H150V108H148ZM154 109V110H155ZM176 109V108H175ZM180 109H182V108H180ZM223 109V108H222ZM89 110V109H88ZM91 110V109H90ZM85 112V111H84ZM145 112V113H144ZM181 113V112H180ZM41 114H43L44 115V113H41ZM70 114V113H69ZM37 115V114H36ZM40 115V114H39ZM152 115V114H151ZM46 116V115H45ZM75 116V118H76V116H77V118L76 119H78V121H80V124H83L84 125V127H86V128H88L89 129V131H90V126L91 125H96L95 123H96V121L90 116V114L89 115H87V114H83V113H81L80 114V112H79V114H77V115H74ZM103 116V117H104ZM156 116V117H157ZM221 116V115H220ZM40 117H41V115H40ZM52 117V116H51ZM47 118V117H46ZM158 118V117H157ZM156 118V119H157ZM15 119V118H14ZM44 119V118H43ZM42 119V120H43ZM48 119V118H47ZM49 119H51L50 117H49ZM109 119V118H108ZM112 119H114V120H112ZM156 119H154V120H156ZM200 119V118H199ZM214 119V120H213ZM45 120V119H44ZM73 120V119H72ZM75 120V119H74ZM97 120V119H96ZM148 120V119H147ZM154 120H153V122H154ZM47 121V120H46ZM157 121V120H156ZM179 121V120H178ZM49 122V121H48ZM75 122V121H74ZM149 122V121H148ZM151 122V121H150ZM186 122H187V120H186ZM195 122V121H194ZM216 122V121H215ZM47 123V122H46ZM54 123V122H53ZM57 123V122H56ZM97 123H98V121H97ZM152 123V122H151ZM199 123V122H198ZM50 124V123H49ZM99 124V123H98ZM104 124V123H103ZM149 124V123H148ZM192 124H193V122H192ZM191 124V125H192ZM75 125V124H74ZM101 125V124H100ZM155 125V123L153 124V126ZM155 125V126H156ZM186 125V124H185ZM219 125V124H218ZM47 126V125H46ZM66 125H63V126H61V125H56V124H54V125H52V123H51V125H48V127L50 128V129H52L53 131H57V133L58 134H60L59 136H61V139L63 140V142H65L66 144L68 143V142H73L74 140H76V138H80L82 135H84V133H83V130L85 129L83 126V128L84 129H81V128H78V129H76L74 126H72L73 128H75V129H73V128H70L68 125V127L66 126ZM151 126V125H150ZM152 126V127H153ZM182 125H180L179 127H181ZM78 127H79V125H78ZM95 127H97V126H95ZM94 127V128H95ZM104 127V126H103ZM151 127V128H152ZM191 127V126H190ZM92 128H93V126H92ZM101 128V131L103 132V130H102V127H99V129ZM105 128V127H104ZM146 128H147V125H146ZM176 128H177V131H175L176 130ZM195 128V127H194ZM219 128H220V126H219ZM82 131H81V130ZM88 129H85L84 131H88ZM148 129V128H147ZM147 129H146V131H147ZM152 129H155V127L154 128H152ZM190 129V130H191ZM94 130V129H93ZM109 130H111V131H109ZM183 130V129H182ZM86 131V133H88ZM96 130H94V132H95ZM101 131H99V132H101ZM145 131V132H146ZM154 132H155V130H153ZM152 131V136H148L149 138H151V137H157L155 134L153 135V132ZM186 131V130H185ZM189 131V130H188ZM90 132H92V129H91V131ZM98 132V133H99ZM103 132V133H104ZM177 132V133H176ZM97 133V134H98ZM102 133V134H103ZM105 133V134H106ZM96 134V133H95ZM114 134V135H115ZM177 134V135H178ZM185 134V133H184ZM5 135V134H4ZM104 135V134H103ZM113 135V134H112ZM182 135V134H181ZM7 136V135H6ZM110 136V135H109ZM109 136H108V138H109ZM179 136V135H178ZM184 136V135H183ZM253 136V137H252ZM104 137H106V135L104 136ZM174 137H176V138H174ZM182 137V136H181ZM82 138V137H81ZM89 138V137H88ZM108 138H106V139H108ZM113 138V136L110 138V139H112ZM93 139V138H92ZM105 139V140H106ZM109 139V140H110ZM179 139V138H178ZM182 139H183V137H182ZM109 140H107V142L109 141ZM148 140V139H147ZM180 140V139H179ZM102 141V140H101ZM155 141H157V140H155ZM168 141H169V143H168ZM75 142V141H74ZM74 142H73V144H74ZM76 142H77V140H76ZM79 142V141H78ZM103 142H104V140H103ZM110 142V141H109ZM177 141H175V143H176ZM179 142H182V141H179ZM178 142V143H179ZM96 143V142H95ZM101 143V142H100ZM106 143V142H105ZM8 144H9V142H8ZM22 144V143H21ZM173 144V143H172ZM171 144V145H172ZM177 144V143H176ZM11 145V144H10ZM26 145V144H25ZM76 145V144H75ZM103 145H104V143H103ZM108 145V144H107ZM146 145H148V143H146ZM17 146V145H16ZM69 146V145H68ZM101 146V145H100ZM128 146H126V147H128ZM149 146H151V144L149 145ZM177 146V145H176ZM179 146V145H178ZM180 146H181V143H180ZM19 147V146H18ZM90 147V146H89ZM93 147V146H92ZM91 147V148H92ZM95 147V146H94ZM112 147V146H111ZM185 147V146H184ZM98 148V147H97ZM107 148V147H106ZM171 148L173 149H175V147H172L171 146ZM70 149V148H69ZM129 149V148H128ZM149 149H153L154 150V148H153V146H152V148L150 147ZM218 149H220V150H222V153H223V159H224V163L223 164H220L219 166H221V172H220V170H219V172H220V174H218V175H221V176H218V177H220L219 178V180H215L216 178L214 177V176H212L211 175V173L213 172L212 171V169L214 170V168H213V166H216V163H215V161H217L218 159H216V156H217V154H216V152H217V150ZM146 150H148L147 149V146H146ZM176 150H177V148H176ZM181 150V149H180ZM251 150V149H250ZM11 151V150H10ZM65 151V150H64ZM91 151V150H90ZM97 151V150H96ZM130 149H129V154H130ZM134 151V152H135ZM109 152H111V151H109ZM115 152V151H114ZM133 152V153H134ZM138 152V153H137ZM142 152V151H141ZM140 152V153H141ZM147 152V151H146ZM169 152V151H168ZM186 152V151H185ZM11 153V152H10ZM22 154H24L25 152H21ZM65 153V152H64ZM106 153V152H105ZM112 153H113V151H112ZM121 153V152H120ZM119 153V154H120ZM139 153V154H140ZM143 154H141V155H144V152H142ZM173 153H176V151L175 152H173ZM221 153V154H222ZM6 154V153H5ZM66 154V153H65ZM73 154V153H72ZM100 154V153H99ZM113 154H115V153H113ZM117 154V153H116ZM118 154V155H119ZM123 154V153H122ZM180 154V153H179ZM221 154H218V156H220ZM13 155V154H12ZM75 155V154H74ZM132 155V154H131ZM168 155H171V153H168ZM5 156V155H4ZM3 156V157H4ZM10 156V155H9ZM17 156H19V155H16L15 157H17ZM68 156V155H67ZM66 155H65V158L67 157ZM70 156H73V155H70ZM94 156V155H93ZM100 156V155H99ZM107 156V155H106ZM109 156V155H108ZM110 156H111V154H110ZM171 156H173L174 157V155H171ZM171 156H170V158L169 159H171ZM257 156V155H256ZM255 156V157H256ZM7 157V156H6ZM10 157H12V156H10ZM21 157V156H20ZM133 157V158H134ZM181 157H183L182 155H181ZM258 157H259V155H258ZM261 157V156H260ZM18 158V157H17ZM22 158V157H21ZM24 158V157H23ZM26 158V157H25ZM70 158V157H69ZM75 158H76V156H75ZM130 158H131V156H130ZM219 158V157H218ZM261 158H263V157H261ZM260 158V159H261ZM13 159V158H12ZM49 160H50V158H48ZM51 159H53V158H51ZM81 159V158H80ZM126 159V158H125ZM132 159V158H131ZM174 159V158H173ZM220 159H221V157H220ZM219 159V160H220ZM3 160V159H2ZM14 160V159H13ZM65 160V159H64ZM103 160H104V158H103ZM106 160V159H105ZM133 160V159H132ZM182 160L183 159H181V162H182ZM258 160H259V158H258ZM264 160V159H263ZM53 161V160H52ZM67 161V160H66ZM68 161H69V159H68ZM92 161V160H91ZM122 161V160H121ZM165 161V162H164ZM173 161V160H172ZM176 161V160H175ZM180 161V160H179ZM71 162V161H70ZM74 162H75V160H74ZM77 162V161H76ZM75 162V163H76ZM80 161H78L76 164H78ZM96 161H94V163H95ZM124 162V161H123ZM218 162H220V161H218ZM257 162V161H256ZM261 162V161H260ZM6 163V162H5ZM66 163V162H65ZM92 163V162H91ZM100 163V162H99ZM102 163V162H101ZM111 163H113V161L111 162ZM137 163H138V161H137ZM168 163V162H167ZM180 163V162H179ZM214 163H215V165H214ZM221 163V162H220ZM259 163V162H258ZM263 163V162H262ZM89 164V163H88ZM169 164H170V162H169ZM2 165V164H1ZM7 165V164H6ZM92 165H93V163H92ZM110 165V164H109ZM143 165V164H142ZM176 165V164H175ZM218 165V164H217ZM261 165V164H260ZM66 166V165H65ZM112 166H115L114 164L112 165ZM139 166V165H138ZM165 166H166V164H165ZM170 166V165H169ZM177 166V165H176ZM264 166V165H263ZM105 167V166H104ZM109 167V166H108ZM174 166H172L170 169H168V170H170V173H172V168H173ZM178 167V166H177ZM177 167H174V174H176V177H175V179H174V177L172 178L173 180H180V178L183 176L184 177V175H185V172L184 171H182V174H183V172H184V174L181 176L180 174H181V170L180 169H178ZM180 167V166H179ZM183 167V166H182ZM217 167V166H216ZM44 168H45V166H44ZM47 168V167H46ZM94 168V167H93ZM101 168V167H100ZM99 168V169H100ZM113 168V167H112ZM122 168V167H121ZM123 168H124V166H123ZM129 168V167H128ZM145 168V167H144ZM166 168H167V166L166 167H163V169H165L166 170ZM169 168V167H168ZM175 168L176 169H178L179 171H175ZM184 168V167H183ZM18 169V168H17ZM70 169V168H69ZM73 169V168H72ZM97 169V167L95 168V170ZM105 169V168H104ZM103 169V170H104ZM111 169V168H110ZM120 169V168H119ZM118 169V170H119ZM140 169V168H139ZM160 169H161V172L163 171L162 170V168L160 167ZM160 169H158L159 171L158 172H160ZM3 170H4V168H3ZM9 170V169H8ZM84 170V169H83ZM218 170V169H217ZM41 171V170H40ZM110 171V170H109ZM117 171V170H116ZM114 172V173H117V172ZM207 171H209V173H207ZM212 171V172H211ZM1 172V171H0ZM2 172H5V171H2ZM1 172V173H2ZM63 172H65V171H63ZM86 172V171H85ZM98 172V171H97ZM104 172V171H103ZM157 172V171H156ZM164 172V171H163ZM179 172H180V174H179ZM211 172V173H210ZM218 172V171H217ZM8 173V172H7ZM43 173H44V171H43ZM43 173H41V174H43ZM105 173H106V171H105ZM123 173V172H122ZM126 173V172H125ZM166 173V172H165ZM4 174V176L6 175L5 173H3ZM46 174V173H45ZM83 174V173H82ZM96 174V173H95ZM107 174V173H106ZM128 174V173H127ZM138 174V173H137ZM164 174V173H163ZM44 175V174H43ZM47 175V174H46ZM45 175V176H46ZM108 175V174H107ZM120 175V174H119ZM154 175V174H153ZM159 175H161V173L159 174ZM165 175V174H164ZM168 175V174H167ZM170 175V174H169ZM180 175V176H179ZM48 176H49V174H48ZM84 176V175H83ZM97 176V175H96ZM140 176V175H139ZM155 176V175H154ZM8 177V176H7ZM25 177V176H24ZM31 177V176H30ZM36 177V176H35ZM38 177V176H37ZM43 177V176H42ZM59 177V176H58ZM61 177V176H60ZM79 177V176H78ZM81 177V176H80ZM75 178V180L78 182V181H80V182H82L81 181V178ZM99 177V176H98ZM97 177V178H98ZM114 177V176H113ZM112 177V178H113ZM125 177V176H124ZM124 177H123V179H124ZM138 177V176H137ZM159 177V176H158ZM161 177V176H160ZM166 177V176H165ZM186 176L184 177V178H187ZM215 179H214V178ZM217 177V176H216ZM41 178V177H40ZM46 178V177H45ZM56 178V177H55ZM86 178V177H85ZM135 178V177H134ZM143 178H146V176L145 177H143ZM184 178H182V179H184ZM42 179V178H41ZM94 179V178H93ZM100 179V178H99ZM110 179V178H109ZM114 179V178H113ZM126 179V178H125ZM149 179V178H148ZM154 179V178H153ZM163 179H165V178H163ZM166 179L168 180L169 178H168V176L166 177ZM171 179V178H170ZM48 180V179H47ZM73 180V179H72ZM83 180V179H82ZM94 180H97V179H94ZM115 180H117V179H115ZM121 180H122V178H121ZM138 180V179H137ZM136 180V181H137ZM172 180V183L173 182H177V181H173ZM27 181V180H26ZM35 181V180H34ZM50 181V180H49ZM64 180H62V182H63ZM85 181H86V179H85ZM107 181V180H106ZM119 181V180H118ZM125 181V180H124ZM162 181V180H161ZM164 181V180H163ZM166 181V180H165ZM171 181V180H170ZM181 181V180H180ZM33 182V181H32ZM55 182V181H54ZM60 181H58V183H59ZM74 182V181H73ZM72 182V183H73ZM91 182H92V180H91ZM111 182H114V181H111ZM138 182V181H137ZM155 182V181H154ZM154 182H153V184H154ZM157 182V181H156ZM181 182H183V181H181ZM186 182V181H185ZM31 183V182H30ZM42 183V182H41ZM53 183V182H52ZM65 183V182H64ZM75 183V182H74ZM102 183H103V181H102ZM165 183V182H164ZM168 183V182H167ZM180 182H178V184H179ZM45 184V183H44ZM55 184H56V182H55ZM54 184V185H55ZM62 184V183H61ZM66 184V183H65ZM65 184L63 185V187L65 186ZM108 184V183H107ZM127 184H128V182H127ZM129 184H131V183H129ZM128 184V185H129ZM159 184V183H158ZM163 184V183H162ZM161 184V185H162ZM174 184V183H173ZM175 184H177V183H175ZM181 184V183H180ZM67 185H68V183H67ZM77 186L79 185V184H76ZM100 185V184H99ZM103 185V184H102ZM115 185V184H114ZM132 185V184H131ZM169 185H171L172 186V184L171 183H169ZM186 185V184H185ZM52 186V185H51ZM80 186V185H79ZM83 185L81 184V187H82ZM106 186V185H105ZM104 186V187H105ZM126 186V185H125ZM130 186V185H129ZM148 186V185H147ZM150 186V185H149ZM154 186V185H153ZM168 186V185H167ZM175 186V185H174ZM179 186V185H178ZM178 186H177V188H178ZM42 187V186H41ZM54 187V186H53ZM74 187V186H73ZM80 187V188H81ZM85 187V186H84ZM133 187V186H132ZM165 187V186H164ZM169 187V186H168ZM189 187V186H188ZM28 188H29V186H28ZM27 188V189H28ZM57 188V187H56ZM56 188L54 187V189L56 190ZM86 188V187H85ZM84 188V189H85ZM103 188V187H102ZM116 188V187H115ZM129 188V187H128ZM146 188V187H145ZM155 188V187H154ZM161 188H162V186H161ZM184 188V187H183ZM74 189V188H73ZM107 189V188H106ZM121 189V188H120ZM127 189V188H126ZM167 189V188H166ZM203 189V190H204ZM59 190H61L60 188H59ZM71 190V189H70ZM75 190V189H74ZM92 190V189H91ZM111 190H113V189H111ZM131 190H133V189H131ZM156 190V189H155ZM164 190V189H163ZM174 190V189H173ZM187 190V189H186ZM202 190V191H203ZM30 191H33V190H30ZM39 191V190H38ZM170 191H171V189H170ZM175 191V190H174ZM177 191H178V189H177ZM176 191V192H177ZM183 191V190H182ZM246 191H248V193L249 194H245L244 192H246ZM29 192V191H28ZM48 192V191H47ZM54 192V191H53ZM130 192V191H129ZM133 192V191H132ZM186 192V191H185ZM39 193V192H38ZM43 193V192H42ZM136 193V192H135ZM138 193V192H137ZM148 193V192H147ZM175 193V192H174ZM183 193H184V191H183ZM182 193V194H183ZM50 194V193H49ZM60 194V193H59ZM94 194V193H93ZM122 194V193H121ZM139 194V193H138ZM190 194V193H189ZM204 194V193H203ZM43 195V194H42ZM77 195V194H76ZM86 195V194H85ZM118 195V194H117ZM122 195H124V194H122ZM122 195H121V197H118V196H116V197H118V198H122ZM153 195V194H152ZM176 195V194H175ZM180 195V194H179ZM200 195H201V193H200ZM50 196V195H49ZM60 196V195H59ZM58 196V197H59ZM102 196V195H101ZM126 196V195H125ZM141 196V195H140ZM145 196V195H144ZM157 196V195H156ZM156 196H154V197H156ZM161 196V195H160ZM169 196V195H168ZM177 196V195H176ZM191 196H192V194H191ZM194 196V195H193ZM199 196V195H198ZM256 196H257V198H256ZM262 196V195H261ZM20 197V196H19ZM24 197V196H23ZM47 197V196H46ZM105 197V196H104ZM171 197V196H170ZM184 197V196H183ZM187 197H188V195H187ZM207 197V196H206ZM206 197H203V198H206ZM230 197V196H229ZM57 198V197H56ZM94 198H96V197H94ZM93 198V199H94ZM102 198V197H101ZM144 198V197H143ZM151 198V197H150ZM169 198V197H168ZM174 198V197H173ZM200 198V197H199ZM199 198L197 197V199L199 200ZM234 198V197H233ZM264 198V197H263ZM19 199V198H18ZM81 199V198H80ZM83 199V198H82ZM116 199V198H115ZM167 199V198H166ZM169 199H171V198H169ZM175 199V198H174ZM183 199V198H182ZM196 199V198H195ZM202 199V198H201ZM236 199V198H235ZM15 200V199H14ZM84 200V199H83ZM110 200V199H109ZM113 200V199H112ZM117 200V199H116ZM138 200V199H137ZM145 200V199H144ZM180 200V199H179ZM228 200V199H227ZM229 200H230V198H229ZM18 201V200H17ZM78 201V200H77ZM88 201V200H87ZM97 201L99 202V200L97 199ZM96 201V202H97ZM111 201V200H110ZM147 201V200H146ZM160 201V200H159ZM185 201H187V200H185ZM206 201H208V200H206ZM219 201V202H218ZM234 200H232V202H233ZM11 202V201H10ZM96 202H95V204H96ZM112 202V201H111ZM115 202V201H114ZM145 202V201H144ZM148 202V204H149V201H147ZM167 202V201H166ZM180 202V201H179ZM194 202V201H193ZM192 202V203H193ZM198 202V201H197ZM226 202H228V201H226ZM232 202H231V204H232ZM16 203V202H15ZM100 203V202H99ZM98 203V204H99ZM108 203V202H107ZM127 203V202H126ZM133 203V202H132ZM137 203V202H136ZM151 203H153V202H151ZM170 203H172V202H170ZM177 203V202H176ZM188 203V202H187ZM201 203V202H200ZM203 203V202H202ZM206 203V202H205ZM212 203H214V202H212ZM211 203V204H212ZM9 204V203H8ZM12 204H14V203H12ZM17 204V203H16ZM61 204V203H60ZM94 204V203H93ZM120 204V203H119ZM125 204V202L123 203V205ZM142 204H144L143 203V201H142ZM185 204V203H184ZM198 204H199V202H198ZM228 204V203H227ZM238 204V203H237ZM241 204V205H242ZM52 205H53V203H52ZM139 205H141V204H139ZM165 205V204H164ZM175 205H177V204H175ZM182 205V204H181ZM188 205V204H187ZM206 205V204H205ZM229 205V204H228ZM239 205V204H238ZM238 205H236V206H238ZM260 205V204H259ZM14 207H15V205H13ZM78 206V205H77ZM90 206V205H89ZM100 206H101V204H100ZM103 206V205H102ZM108 206V205H107ZM129 206V205H128ZM149 206V205H148ZM155 206H156V204H155ZM155 206H153V207H155ZM202 206V205H201ZM91 207V206H90ZM105 207V206H104ZM110 207V206H109ZM112 207V206H111ZM110 207V208H111ZM114 207H117V206H114ZM146 207H147V204H146ZM152 207V208H153ZM162 207V206H161ZM164 207H167V206H164ZM187 207V206H186ZM188 207H190V206H188ZM194 207V206H193ZM196 207V206H195ZM211 207V206H210ZM238 207H240V206H238ZM252 207V206H251ZM101 208V207H100ZM124 208V207H123ZM137 208H138V205H137ZM176 208V207H175ZM185 208V207H184ZM200 208V207H199ZM215 208H217V207H215ZM10 209H13L12 208V205L10 206ZM107 209V208H106ZM109 209V208H108ZM117 209V208H116ZM136 209V208H135ZM147 209V208H146ZM157 209H158V207H157ZM190 209H191V207H190ZM203 209H204V207H203ZM207 209V208H206ZM240 209H241V207H240ZM243 209V208H242ZM247 209V208H246ZM256 209V208H255ZM101 210L102 211H104L105 209H102L101 208ZM100 210V211H101ZM137 210V209H136ZM163 210V209H162ZM169 210V209H168ZM198 210V209H197ZM208 210V209H207ZM250 210H252V209H250ZM257 210H258V206H257ZM257 210H255V211H257ZM99 211V213H101ZM106 211V210H105ZM115 211V210H114ZM129 211V210H128ZM138 211V215L139 216H137L136 214H135V216H136V219L137 218H141V219H143L144 220V218H146L147 217V212L149 211H145V206H140V208H139V210H137ZM189 212H190V210H188ZM202 211V210H201ZM200 211V212H201ZM204 211H206L205 209H204ZM235 211V210H234ZM243 211V210H242ZM263 211V210H262ZM30 212V211H29ZM76 212V211H75ZM151 212V211H150ZM176 212V211H175ZM191 212H192V210H191ZM196 212V211H195ZM12 213H13V211H12ZM28 213V212H27ZM121 213V212H120ZM127 213V212H126ZM157 213V212H156ZM193 213V212H192ZM203 213V212H202ZM209 213V212H208ZM98 214V213H97ZM101 214H103V213H101ZM106 214V213H105ZM123 214H124V212H123ZM127 214H129V213H127ZM154 214V213H153ZM169 214V213H168ZM204 214V213H203ZM210 214H212V213H210ZM216 214V213H215ZM248 214V213H247ZM30 216L29 217H27L26 219H25V222H26V227L30 230V231H33L35 234H37L38 236H39V233H40V230H41V227H44L43 228V232H46V230H48V228H58V227H66L67 226V222H66V220H64V218H61L62 216L59 214V213H57V212H52L51 210H50V208L47 206V205H44V206H42L41 208H39V209H37L36 211H34V212H32L31 214H29ZM96 215V214H95ZM126 215V214H125ZM132 215V214H131ZM130 215V216H131ZM172 215V214H171ZM181 215H182V213H181ZM195 215V214H194ZM193 215V216H194ZM218 215V214H217ZM252 215H253V213H252ZM10 216V215H9ZM47 216H51V217H49V219L50 218H52V219H50V221L49 220H47L46 219V217ZM134 216V215H133ZM149 216V215H148ZM183 216V215H182ZM197 216V215H196ZM219 216H221V215H219ZM13 217V216H12ZM74 217V216H73ZM105 217V216H104ZM109 216H107V218H108ZM123 217V216H122ZM132 217V216H131ZM165 217V216H164ZM222 217V216H221ZM220 217V218H221ZM22 218V217H21ZM110 218V217H109ZM134 218V217H133ZM149 218V217H148ZM183 218V217H182ZM196 218V217H195ZM202 218V217H201ZM207 218V217H206ZM223 218V217H222ZM93 219V218H92ZM124 219V218H123ZM132 219V218H131ZM150 219V218H149ZM138 220V219H137ZM150 220H152V219H150ZM165 220V219H164ZM208 220V219H207ZM1 221H4L3 220V218L1 219ZM102 221H105V219L104 220H102ZM139 221V220H138ZM145 221V220H144ZM161 221V220H160ZM182 221V220H181ZM189 221V220H188ZM206 221V220H205ZM209 221V220H208ZM257 221V222H256ZM111 222V221H110ZM125 222V221H124ZM165 222V221H164ZM149 223V222H148ZM148 223H146V224H148ZM151 223V222H150ZM149 223V224H150ZM176 223V222H175ZM194 223V222H193ZM209 223V222H208ZM127 224V223H126ZM133 224V223H132ZM189 224V223H188ZM110 225V224H109ZM142 225V224H141ZM156 225V224H155ZM112 226V225H111ZM121 226V225H120ZM119 226V227H120ZM185 226H186V224H185ZM94 227V226H93ZM160 227V226H159ZM207 227H208V229H207ZM69 228V227H68ZM84 228V227H83ZM106 228H107V226H106ZM126 228V227H125ZM142 228V227H141ZM220 228V229H219ZM65 229V228H64ZM73 229V228H72ZM96 229V228H95ZM99 229V228H98ZM185 229V228H184ZM124 230V229H123ZM133 230V229H132ZM140 230V229H139ZM161 230V229H160ZM166 230V229H165ZM232 230V231H231ZM146 231V230H145ZM175 231H177V230H175ZM179 231V230H178ZM186 231V230H185ZM93 232V231H92ZM106 232V231H105ZM136 232V231H135ZM139 232V231H138ZM13 233V232H12ZM47 233V232H46ZM101 233V232H100ZM123 233V232H122ZM9 234V233H8ZM101 235H102V233H101ZM108 235V234H107ZM122 235V234H121ZM129 235V234H128ZM131 235V234H130ZM136 235V234H135ZM154 235V234H153ZM169 235V234H168ZM14 236V235H13ZM170 236V235H169ZM212 236V235H211ZM90 237V236H89ZM95 237V236H94ZM108 237V236H107ZM125 237V236H124ZM183 237V236H182ZM227 237H229V239L227 238ZM5 238H6V236H5ZM137 238V237H136ZM149 238V237H148ZM176 238V237H175ZM179 238V237H178ZM71 239V238H70ZM105 239V238H104ZM154 239V238H153ZM158 239V238H157ZM180 239V238H179ZM13 240V239H12ZM136 240V239H135ZM204 241V242H202L201 243V241ZM214 240V239H213ZM138 241V240H137ZM172 241V240H171ZM73 242V241H72ZM100 242V241H99ZM167 242V241H166ZM168 242H169V240H168ZM201 243V244H198V243ZM206 242V243H205ZM16 243V242H15ZM78 243V242H77ZM93 243V242H92ZM95 243V242H94ZM103 243V242H102ZM101 243V244H102ZM114 243V242H113ZM121 243H122V241H121ZM127 243V242H126ZM215 243V242H214ZM213 243V244H214ZM217 243V242H216ZM215 243V244H216ZM242 243V244H241ZM251 243H253V247H255V249L254 250H256V251H254L253 249H251V252H249V250L250 249H248V248H252V244ZM100 244V245H101ZM146 244V243H145ZM11 245V244H10ZM37 245V244H36ZM39 245H40V250H42V251H49V252H51V246L49 245V244H45V243H43L41 240H40V243H39ZM171 245V244H170ZM225 245V244H224ZM223 245V246H224ZM135 246V245H134ZM133 246V247H134ZM175 246V245H174ZM208 246V245H207ZM206 246V247H207ZM216 246H218V245H216ZM215 246V247H216ZM226 246V245H225ZM224 246V247H225ZM98 247V246H97ZM224 247H223V249H224ZM227 247H226V249L225 250H227ZM166 248V247H165ZM174 248V247H173ZM152 249V248H151ZM164 249V248H163ZM186 249V248H185ZM189 249V248H188ZM207 249V248H206ZM212 249V248H211ZM214 249V248H213ZM216 249V248H215ZM214 249V250H215ZM157 250V249H156ZM175 250V249H174ZM210 250V249H209ZM214 250H211V251H214ZM218 250L219 251H221L220 250V248H218ZM218 250H216V252L218 251ZM225 250H223V251H225ZM229 250V249H228ZM230 250V251H231ZM241 250V251H242ZM253 250V251H252ZM161 251V250H160ZM172 251V250H171ZM178 251V250H177ZM188 251V250H187ZM195 251V255H193L192 254V252H194ZM231 251V252H232ZM48 252V253H49ZM130 252V251H129ZM207 252H208V250H207ZM249 252V253H248ZM14 253V252H13ZM128 253V252H127ZM126 253V254H127ZM132 253V252H131ZM142 253V252H141ZM213 253V252H212ZM219 253V252H218ZM221 253V252H220ZM124 254V253H123ZM153 254V253H152ZM162 254V253H161ZM184 254V253H183ZM214 255L215 254H217V253H213ZM227 254V253H226ZM226 254H224L225 256H226ZM228 254H230V253H228ZM238 254V253H237ZM134 255H135V253H134ZM139 255V254H138ZM203 255V254H202ZM205 255V254H204ZM206 255H211L210 253H207ZM220 255V254H219ZM213 256V262H214V264H227V262H226V260H228L227 259V257H222L223 256V254H222V256ZM246 255H253V257L251 258H248V257H246ZM126 256V255H125ZM161 256V255H160ZM184 256V255H183ZM232 256H233V254H232ZM131 257V256H130ZM166 257V256H165ZM142 258V257H141ZM226 258V259H225ZM235 258V257H234ZM137 259V258H136ZM143 259V258H142ZM141 259V260H142ZM152 259V258H151ZM202 259V258H201ZM206 259V258H205ZM261 259V260H260ZM263 259V260H262ZM166 260V259H165ZM182 260V261H183ZM208 260V259H207ZM198 261V260H197ZM230 261H231V258H230ZM229 261V262H230ZM136 262V261H135ZM137 262H138V260H137ZM159 262V261H158ZM166 262V261H165ZM168 262V261H167ZM207 262V261H206ZM150 263V262H149ZM156 263V262H155ZM164 263V262H163ZM173 263V262H172ZM195 263V262H194ZM0 264H11V262L10 261H8V260H5V258L2 256V257H0ZM142 264V263H141ZM148 264V263H147ZM181 264H183V263H181ZM211 264V263H210ZM213 264V263H212ZM228 264H231V263H228Z\"/></svg>",
    "mask_w": 264,
    "mask_h": 264
}]
</instances>
